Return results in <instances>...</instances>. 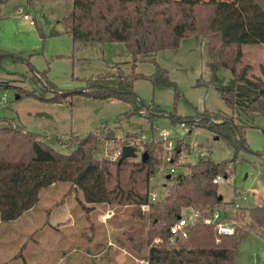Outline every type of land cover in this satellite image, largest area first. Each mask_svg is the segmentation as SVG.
<instances>
[{"label":"rangeland","instance_id":"rangeland-1","mask_svg":"<svg viewBox=\"0 0 264 264\" xmlns=\"http://www.w3.org/2000/svg\"><path fill=\"white\" fill-rule=\"evenodd\" d=\"M72 9L73 0H7L0 5V50L12 54L1 61L0 95L6 93L8 102L0 109V116L14 119L39 136L53 137L50 144L60 153L71 151L62 141L95 130L101 131L103 138L96 153L99 157L106 149L132 145L137 151L134 158L140 159L148 145L160 143L161 163L155 168L150 191L163 197L175 178L189 173L188 166L199 158L220 162L235 156L234 147L222 137L203 128L190 132L189 127L173 123L167 114L190 117L206 109L233 113L235 122L245 127L246 142L252 151L240 150L235 163L229 164L233 174L218 183V191L227 204L217 208L226 212V221L236 220V234L240 233L237 228L248 232L236 249V264H264V235L250 228V218L244 217L241 209L264 206V115L246 109L258 91L236 84L231 70L215 66L208 40L194 35L185 38L176 49L144 54L136 63L135 72L149 75L156 72V66L145 59L156 58L177 83L178 96L174 88L154 87L148 79L134 82V91L146 106L154 103L165 111L153 119L129 115L131 105L119 100L73 94L65 102L48 103L24 97L26 90L46 97L57 89L81 91V78L112 71L115 66L132 72L133 57L124 43L74 42L65 24ZM26 12L34 24L23 17ZM243 51L239 66L249 64L250 77H264V44L244 45ZM234 86L233 112L222 91ZM163 132L168 133V140H162ZM177 152L180 158L173 164ZM83 203L82 191L72 188L70 182L42 188L30 213L16 222L0 220V263L117 264L118 257V264H134L133 257L127 255L130 251L118 241L134 224L131 207L90 203H85V207ZM235 203L241 206L237 212ZM108 210L115 213L104 220ZM183 215L188 217L187 209ZM220 239L218 236L217 241ZM96 242L104 251L98 257L93 256Z\"/></svg>","mask_w":264,"mask_h":264},{"label":"trees","instance_id":"trees-1","mask_svg":"<svg viewBox=\"0 0 264 264\" xmlns=\"http://www.w3.org/2000/svg\"><path fill=\"white\" fill-rule=\"evenodd\" d=\"M6 1L0 0V5ZM65 24L74 42L124 43L133 57L132 72L115 66L112 71L78 78L83 83L81 91L57 89L46 97L26 90L24 97L48 103L65 102L73 94L119 100L131 105L129 115L153 119L165 111L154 103L146 106L135 93L134 82L148 79L154 87L174 88L178 96L177 83L156 58L145 59L155 63L153 74L135 72L136 63L144 54L176 49L185 38L200 35L208 40L215 66L231 70L236 84L258 91L246 109L264 115V77H250L249 64L239 66L244 45L264 44V0H73ZM9 55L0 50V67ZM222 95L234 112L236 87L223 89ZM167 115L173 123L189 127L190 132L203 128L222 137L234 147L235 156L220 162L199 158L188 166L189 173L177 176L166 194L151 203L149 211H143L141 205L149 203L152 176L161 163L160 143L147 146L146 160L144 153L140 159L111 160L106 152L100 157L96 154L103 138L101 131L95 130L62 141L71 151L60 153L50 144L53 137L39 136L14 119L0 116V220L13 221L31 209L42 188L70 182L72 188L82 191L85 203L131 207L134 224L118 241L127 251L139 256L144 252L149 264H236V249L248 234L241 228H237L239 234L221 235L214 224L199 220L188 227L187 238H173L171 227L185 209L210 215L214 208L227 204L224 197L220 199L214 179L233 174L229 164L235 163L240 150L252 151L245 127L235 122L233 113L208 109L190 117L174 112ZM179 158L175 153L173 164ZM241 209L243 216L250 218V228L264 235V206ZM156 238L161 241L156 243Z\"/></svg>","mask_w":264,"mask_h":264},{"label":"built area","instance_id":"built-area-1","mask_svg":"<svg viewBox=\"0 0 264 264\" xmlns=\"http://www.w3.org/2000/svg\"><path fill=\"white\" fill-rule=\"evenodd\" d=\"M23 17L25 19L29 20L30 24H34V21L29 18L28 14L25 13L23 15ZM7 102H8V98H7L6 93H3L2 95H0V109H2L6 105ZM182 125L184 126V124H182ZM142 138L144 139L145 136H142ZM168 138H169L168 133L163 132L162 133V140H168ZM122 154H123V147L119 148L117 150H113V151H108V150L106 151V156L111 160H117L119 157L122 156ZM172 171H174V168L172 169ZM221 178L222 177L219 176L218 178L214 179V182L219 183ZM159 199H160V196H159L158 192L150 191L149 192V203L142 204L141 209L143 211H149L151 203L156 202ZM234 207H235L234 210H236L235 212H237L241 206L238 203H235ZM114 213L115 212L113 210H108L104 214V216L108 219V218H111L114 215ZM187 214H188V217H185L183 215L171 227V234L174 236L173 238H175V237L176 238H187L188 227L191 224H193L199 220H204L206 223L214 224L217 232L221 235H233L235 233L234 225L236 224V220L232 221V222L226 221L227 214L223 209L214 208L211 211L210 216L209 217L206 216L205 218L201 217L202 213L199 210H196L194 208H188ZM156 241L160 242L161 239L158 238Z\"/></svg>","mask_w":264,"mask_h":264},{"label":"crops","instance_id":"crops-1","mask_svg":"<svg viewBox=\"0 0 264 264\" xmlns=\"http://www.w3.org/2000/svg\"><path fill=\"white\" fill-rule=\"evenodd\" d=\"M27 13H29V12H26V14ZM103 43V42H102ZM16 97L17 98H19L18 97V95H16ZM30 211H32V208L31 209H29V210H27V211H25L19 218H17V219H15V220H13L12 222H16V221H18L19 219H21L24 215H27L28 213H30ZM103 219L104 220H107V218L103 215ZM112 244V240L110 239L109 240V242H108V245L110 246ZM96 246H95V248H96V252L93 254V256L94 257H98V256H101V255H103V253H104V251H100V249H101V245L98 243V242H96V244H95ZM122 249V248H121ZM99 250V251H98ZM142 254V256H141V258L142 259H144V260H140L139 258H138V253H132V252H127V255H129L130 257H133V259L135 260V263L134 264H149V262L143 257L145 254H144V252H142L141 253ZM116 263L118 264L119 262H118V257L116 258ZM121 263H123V262H121ZM0 264H5V263H0Z\"/></svg>","mask_w":264,"mask_h":264},{"label":"water","instance_id":"water-1","mask_svg":"<svg viewBox=\"0 0 264 264\" xmlns=\"http://www.w3.org/2000/svg\"><path fill=\"white\" fill-rule=\"evenodd\" d=\"M136 155H137V151H136V148L134 146H132V145H124L123 146V154H122V156L120 158V161L125 159V158H134V157H136ZM147 156H148V153L145 152L144 153V160H146ZM171 177H172L171 175L168 176L169 179ZM222 198H223V196L220 195V199H222Z\"/></svg>","mask_w":264,"mask_h":264}]
</instances>
